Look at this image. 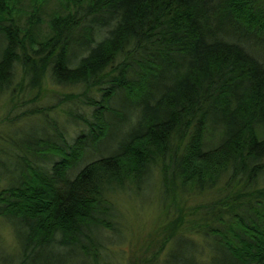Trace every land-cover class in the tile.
Listing matches in <instances>:
<instances>
[{"label":"trees","instance_id":"obj_1","mask_svg":"<svg viewBox=\"0 0 264 264\" xmlns=\"http://www.w3.org/2000/svg\"><path fill=\"white\" fill-rule=\"evenodd\" d=\"M22 1L0 0V92L17 64L33 87L78 86L66 105L87 130L45 120L10 143L0 219L16 247L0 264H111L112 194L156 173L174 197L222 190L135 264H264V0H58L42 39Z\"/></svg>","mask_w":264,"mask_h":264},{"label":"rangeland","instance_id":"obj_2","mask_svg":"<svg viewBox=\"0 0 264 264\" xmlns=\"http://www.w3.org/2000/svg\"><path fill=\"white\" fill-rule=\"evenodd\" d=\"M22 2L21 15H14L15 18L21 25L25 24L33 2H38L41 14L32 22H40L37 34L35 32L36 39L44 38V34L48 32V13L58 7V0H23ZM15 70L10 87L0 92L1 160H8L12 150L10 143L17 141L21 132L39 126L45 120H55L68 137L87 130L81 120H74L75 122L72 120L68 111L74 108L66 105V95L73 91H81L78 86L56 85L46 79L41 87H33L29 85L27 78H23L20 65L17 64ZM80 111L85 110L80 108ZM222 185L223 183L202 195L185 199L179 194L174 197L176 192L172 195L162 193L161 178L156 173L147 183L142 184V187L139 185L137 191L132 189L112 194L111 200L120 221L118 228L122 230L123 236L118 237L119 242L114 243L116 236L113 234L114 237L108 242L107 249L113 250L114 255L111 257V264H135L148 258L153 251L161 248L167 233H181L182 227L179 226L175 230L176 226H174L179 219L188 221L185 227L199 226L203 221L199 216L193 217L188 214L189 209L218 195ZM189 228L183 230V235L199 241L201 236L193 231L189 232ZM169 244L163 246L162 251H167ZM15 247V238L10 225L0 219V254L12 255Z\"/></svg>","mask_w":264,"mask_h":264}]
</instances>
